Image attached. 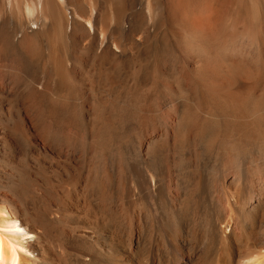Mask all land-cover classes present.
<instances>
[{"label":"bare ground","instance_id":"1","mask_svg":"<svg viewBox=\"0 0 264 264\" xmlns=\"http://www.w3.org/2000/svg\"><path fill=\"white\" fill-rule=\"evenodd\" d=\"M0 56V264H264V0H0Z\"/></svg>","mask_w":264,"mask_h":264},{"label":"rangeland","instance_id":"2","mask_svg":"<svg viewBox=\"0 0 264 264\" xmlns=\"http://www.w3.org/2000/svg\"><path fill=\"white\" fill-rule=\"evenodd\" d=\"M34 27V26H33ZM2 58V59H1ZM4 58V59H3ZM182 65L185 67L188 64V57L181 55ZM0 77L4 76L5 74V66L8 64V58L4 56H0ZM7 62V63H6ZM5 63V64H4ZM4 65V66H3ZM2 71V73H1ZM120 79V80H119ZM115 89L113 90L114 97L117 99V102L122 101H128L129 99H139L140 96L143 93H146V89H148V86L145 85L142 81L138 82V86L136 89L131 88L132 82H130V76L129 74L124 71L122 76H119L117 78ZM117 89V90H116ZM168 98V94H165L161 89H157L155 94H152L150 97L147 105H161L164 100ZM95 102L93 101H87L86 105H93Z\"/></svg>","mask_w":264,"mask_h":264}]
</instances>
